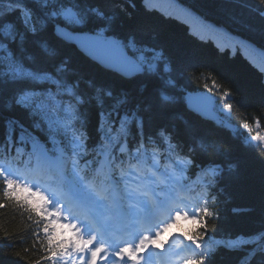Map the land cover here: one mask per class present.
Returning <instances> with one entry per match:
<instances>
[{"label":"snow or ice","instance_id":"snow-or-ice-1","mask_svg":"<svg viewBox=\"0 0 264 264\" xmlns=\"http://www.w3.org/2000/svg\"><path fill=\"white\" fill-rule=\"evenodd\" d=\"M114 19L82 0H0V113L22 111L31 122L29 127L15 116L3 120L0 191L29 219L35 216L38 225L43 223L44 259L52 264H172L173 257L177 264H211L218 248H205L206 222L202 231L183 234L196 251L194 257L181 259L183 248L166 255L168 241L161 237L182 215L202 221V211L204 217L218 219L219 211L210 212L207 204L218 202L214 193L224 191L219 185L237 174L238 162L217 151L223 160L194 165L192 155L206 151L203 142L189 146V155L182 158L166 127L145 135L155 113L172 111L178 103L177 69L162 50L135 38L107 35ZM72 46L123 80L143 78L141 93L151 82L155 104L130 109L126 90L117 93L91 79L84 83L92 94L81 91L79 78L67 79L68 60L61 56L62 47ZM232 98L228 91L220 96L222 110L230 111L227 101ZM209 100L215 106V98ZM93 103L99 109L100 142L89 147L84 131L88 114L81 109ZM133 127L140 139L130 146ZM153 136L163 142V152ZM249 140L264 142V136L257 133ZM193 166L203 174L204 189L211 190L201 197L202 208H189L183 195ZM211 244L245 251L240 264H252L257 254L264 257V221L256 232L235 238L228 234Z\"/></svg>","mask_w":264,"mask_h":264},{"label":"trees","instance_id":"trees-1","mask_svg":"<svg viewBox=\"0 0 264 264\" xmlns=\"http://www.w3.org/2000/svg\"><path fill=\"white\" fill-rule=\"evenodd\" d=\"M194 10L201 17L223 26L264 50V4L260 0H178ZM85 6L98 7L107 16H114L111 30L107 35L118 39L135 38L139 44L162 50L177 69L175 94L178 103L174 110L153 116L151 127L146 125L145 135H152L159 127H166L173 135V142L182 149L179 155H189L188 148L203 142L206 151L197 150L192 155L195 164L206 165L210 161L224 159L220 153H227L229 158L238 162V172L231 179L220 183L223 192L216 190L217 203L211 200L207 204L210 212L219 211V218L204 217L202 221L182 218L176 228L191 235L201 228V223L208 225V243L205 248H218L211 264H240L245 251H228L211 241L222 240L228 234L235 238L238 234L248 235L260 229L264 221V142H252L250 137L259 133L264 136V70L247 56L239 46L231 48L228 44H217L210 36L194 32L189 23L172 12L163 10L155 3L145 0H82ZM103 25L104 21H95ZM61 56L68 60L69 81L79 78L81 91L91 95L92 90L84 83L89 79L97 86L111 87L114 92L121 89L129 93L128 108L136 104H155L152 83L143 93L140 85L144 79L126 81L121 76L108 70L80 53L74 46L62 47ZM215 82L216 87L213 86ZM207 85V88L205 87ZM211 89V91H209ZM204 90L215 97V110L219 119L233 125L230 130L220 120H205L185 107L184 94L190 91ZM230 92L232 99L227 103L232 107L222 110L220 96ZM87 111V124L84 129L89 136L88 144L92 147L100 142L97 132L99 109L93 103L85 105L81 111ZM15 116L31 127V122L22 111L0 113V133L3 120ZM258 122V123H257ZM135 140L139 136L133 127ZM36 135L45 141L42 133ZM156 145L164 150V144L155 136ZM258 147H253L254 144ZM50 146V145H49ZM148 147H154L148 145ZM189 175V184L195 192V207H203L202 196L207 191L202 185L203 174L193 166ZM3 183L0 180V189ZM0 264H52L44 259L48 255L47 240L43 233V223L37 224L35 216L29 214L14 201H8L0 191ZM233 209H237L234 212ZM38 233V236L36 235ZM196 256V253L192 257ZM189 257V256H188ZM264 257L257 254L252 264H261ZM59 264V262H57ZM208 264V261L205 262Z\"/></svg>","mask_w":264,"mask_h":264},{"label":"rangeland","instance_id":"rangeland-1","mask_svg":"<svg viewBox=\"0 0 264 264\" xmlns=\"http://www.w3.org/2000/svg\"><path fill=\"white\" fill-rule=\"evenodd\" d=\"M145 2L155 3L163 10L181 16L189 23L190 28L194 32L204 36H210L219 45L228 44L231 48L239 46L247 56L259 64L264 70V50L248 39L201 17L194 10L181 4L178 0H145ZM171 241H173V238H171Z\"/></svg>","mask_w":264,"mask_h":264},{"label":"water","instance_id":"water-1","mask_svg":"<svg viewBox=\"0 0 264 264\" xmlns=\"http://www.w3.org/2000/svg\"><path fill=\"white\" fill-rule=\"evenodd\" d=\"M112 36L111 34H109ZM76 49L82 53L84 56L92 60L93 62L99 64L100 66L108 69L107 67L103 66L100 62L93 59L91 55L87 54L86 52L82 51L79 47L75 46ZM186 100V107L190 111L194 112L195 114L201 116L207 120L217 119L218 115L213 108V103L209 100V97H214V95L209 91L204 90H196L190 91L185 94ZM229 129L233 128V125L224 121L223 122Z\"/></svg>","mask_w":264,"mask_h":264},{"label":"bare ground","instance_id":"bare-ground-1","mask_svg":"<svg viewBox=\"0 0 264 264\" xmlns=\"http://www.w3.org/2000/svg\"><path fill=\"white\" fill-rule=\"evenodd\" d=\"M89 59V58H88ZM190 111V110H189ZM192 112V111H191ZM192 113H194V112H192ZM195 114V113H194ZM197 115V114H196ZM199 116V115H198ZM200 117V116H199ZM203 119V118H202Z\"/></svg>","mask_w":264,"mask_h":264}]
</instances>
